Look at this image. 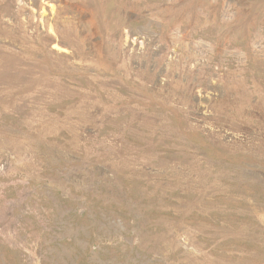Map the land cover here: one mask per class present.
Here are the masks:
<instances>
[{
    "label": "rangeland",
    "instance_id": "1",
    "mask_svg": "<svg viewBox=\"0 0 264 264\" xmlns=\"http://www.w3.org/2000/svg\"><path fill=\"white\" fill-rule=\"evenodd\" d=\"M0 264H264V0H0Z\"/></svg>",
    "mask_w": 264,
    "mask_h": 264
}]
</instances>
